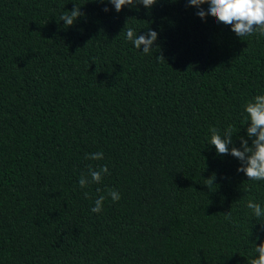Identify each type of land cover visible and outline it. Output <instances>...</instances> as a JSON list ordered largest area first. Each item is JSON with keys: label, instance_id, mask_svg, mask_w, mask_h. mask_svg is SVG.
<instances>
[{"label": "trees", "instance_id": "trees-1", "mask_svg": "<svg viewBox=\"0 0 264 264\" xmlns=\"http://www.w3.org/2000/svg\"><path fill=\"white\" fill-rule=\"evenodd\" d=\"M76 5L85 15L65 28ZM137 8L0 0V264H249L264 242L246 207H264V181L209 131L231 125L234 146H251L244 105L264 94V37L205 22L186 0ZM129 27L158 33L149 54ZM89 165L110 175L81 189Z\"/></svg>", "mask_w": 264, "mask_h": 264}, {"label": "clouds", "instance_id": "clouds-1", "mask_svg": "<svg viewBox=\"0 0 264 264\" xmlns=\"http://www.w3.org/2000/svg\"><path fill=\"white\" fill-rule=\"evenodd\" d=\"M95 3L108 4L114 6L115 11L119 13L124 7L137 8L138 5H143L147 9H151L160 0H92ZM170 3L176 0H168ZM208 5L207 11L202 7ZM186 6L195 7L196 15L202 20L208 16L215 18V21L220 24L231 26V30L237 37H264V0H186ZM110 9L104 7L103 11L108 12ZM137 10H139L137 8ZM80 7L77 5L71 11H64L59 16V21H64L65 28L73 26L76 20L84 16ZM158 39V33L150 28L145 34H136L131 27L126 30V40L130 41L135 49H142V54H149L154 48L153 45ZM157 59H164L163 56H157ZM244 111L247 114L245 125H247V137L251 139L249 146L248 139L243 136L239 137L240 148L234 146L233 128L229 125L221 135L220 130L216 127H211L210 145L215 147L218 155H227L235 157L240 161L238 172H243L250 181H264V94L254 96L251 100L245 103ZM232 145L230 148L229 146ZM86 159L102 160L104 159L103 151L87 154ZM105 175H110L107 165H102L99 168L88 166V174H81L78 184L81 189L89 186V184H100ZM90 177V178H89ZM215 174L210 178L204 179V185L211 189L214 184ZM100 189H97L99 192ZM86 198H89V193H84ZM107 196L113 202H119L121 195L114 189H107ZM106 196L99 195L94 201V207L91 208L93 213H101ZM246 207L251 210V213L256 221L260 222L261 228L264 229V207L253 199L247 201ZM223 214V213H222ZM225 219L232 220L231 212L224 214ZM259 239V237H257ZM255 257L249 260V264H264V242L259 245L255 244Z\"/></svg>", "mask_w": 264, "mask_h": 264}]
</instances>
